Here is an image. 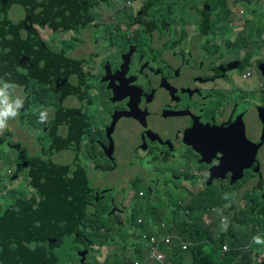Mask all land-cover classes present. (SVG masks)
<instances>
[{
    "label": "flooded vegetation",
    "instance_id": "1",
    "mask_svg": "<svg viewBox=\"0 0 264 264\" xmlns=\"http://www.w3.org/2000/svg\"><path fill=\"white\" fill-rule=\"evenodd\" d=\"M114 1L100 0V5L105 6L107 8L106 10L109 11V23L106 25L112 27L120 26L121 30L126 33L129 41L117 45L121 40L119 33H117L115 38H112L113 33H108L109 35L104 37L108 38L107 40L111 45L100 49L101 52L104 51V58L97 57L99 59L98 61L88 58V62L85 58L80 59L81 62H72L66 59L62 53L59 54L55 50L57 45L63 42L65 43L67 40H71V38L75 41L76 38L80 37V33L86 31L87 26L85 28L79 27L82 21L75 24L72 28L66 29L67 25H70L74 19H72L73 16L67 18L64 14L63 7L58 3L60 10L55 14L56 20L45 24L40 23L50 32L41 31L40 33V30L34 28V26L42 17L46 16L44 14L46 12L40 9L44 2L36 5L29 4L24 9L26 10L24 14H26L25 17L29 24V29L37 35V37H28L26 40V45L29 48L34 47L35 43L38 44V51H32L30 56L36 54L43 56L42 51H44L47 54V59L43 61L42 66L38 69L30 68L26 61L24 62L22 55V53L25 55V48L27 46L22 51L21 46L17 47L15 41L9 36L5 50L0 43V59L5 60L6 70L8 69L7 71H1L5 72L3 75L4 79L15 89L21 88L27 93V100L19 108L20 119L26 122L32 130L38 132L42 130L49 133L50 137L44 143L60 141L73 145L71 150L64 151L65 153L62 154V157H65L69 152H79L80 148L81 152H91L89 151V145L94 140L101 148V152H103V160L105 158L109 159L105 152H107L110 145L115 153L124 152L138 146L127 157L124 156L114 160L109 159L112 163L118 165L119 161L135 157L139 152H147L154 147L159 149L160 152H156L149 159V165L160 161L165 167L166 164H169L166 158L170 154L177 155L178 153L183 157L188 169L195 167L198 173H202L201 179L205 188H202L201 184L198 185L195 182H184L181 185L182 189H199L204 196L210 194L220 203L223 200L225 203H231L232 199L237 200L242 205L239 207V210H237L238 206H231L229 204L228 206H231L238 214H241L244 210H249L247 207L248 204L258 202L264 205V193L260 191L264 187V69L262 68L264 66V20H258L261 14H257L256 21L250 24H244L239 23L226 14L228 16L227 20L218 21L216 20V15L219 12L215 11L216 13L213 12L215 13L214 24L208 25L204 16L205 14L210 15L212 13H209V10H205L201 19L195 18L193 21H184V27L190 30L189 34L185 37L186 43L191 41L194 37V31H197L199 26H212L217 36L214 51H208L205 46L203 47L204 59L196 62L199 69H196L198 75L195 74L196 77L193 81H182V84L189 87V92L183 95L185 96L184 98L180 97L174 103L172 101L174 98L171 95L158 93V88L168 82V76L170 75L166 63L155 59L151 51L144 52L136 38L137 32L141 35H162V30L166 29L164 26L165 19L161 22L156 16V11L162 7V0H127L125 5L112 4ZM122 6L124 8L127 7L129 12L123 13L122 22H114V13L112 10L119 9ZM174 6L178 12L181 11L180 5L174 4ZM133 7L134 9L131 11ZM189 10L191 9L188 5L187 11ZM39 11L44 13H40ZM248 13L250 14L251 12L249 11ZM38 14L40 16H37ZM34 18H36V21H34ZM229 20H233L237 24L236 30H231L230 24L228 23ZM0 21L4 23L3 7H0ZM182 22L173 21L178 28ZM222 23H226L234 39L240 38L243 42L249 41L250 44L254 45L253 52L247 53L248 55L244 58L243 62H240L239 58L226 60L222 55L219 56L217 43L220 40H225V37H222ZM116 30L119 32V28ZM241 30L244 32V36H240ZM70 31H76V36L67 39H63L62 37L60 42H56L53 36L54 33L60 34ZM249 32L252 35H249ZM50 33H52V36L48 38ZM175 41H182V36L176 34ZM208 44L211 46V43ZM198 50L199 52L202 51L201 45H198ZM129 53L130 62L127 76H135L136 81L134 84L142 89L139 107L136 108L137 112L131 108L128 99L122 104L112 103L110 101L112 94L109 90V81L102 80L105 76L104 65L106 61L114 68V74H116L123 67V56ZM175 54L182 55L186 61L190 60L191 57L180 48L175 50ZM205 63L211 64L208 69L211 75L209 78H206L202 74ZM80 65L87 67L84 69ZM173 66L174 71L179 77L181 67H176L174 61ZM150 69L154 70L150 72ZM222 69H224L222 71V79L228 72L236 71V73L233 72L231 74L230 83L225 88L222 85L223 80L219 85H216L215 80ZM72 78H76L79 85L82 84V81L88 79L90 86L89 94L90 92L95 94L90 98L85 97L77 107V112L73 110L74 106L67 105L65 102L68 92L64 88ZM257 79H260V82H257ZM17 80L21 81V83ZM39 80L43 84L38 83ZM203 83L208 84L205 91L201 86ZM212 84H215V86H211ZM46 85L54 89L52 95L47 93L45 88H39V86ZM218 91L222 92L221 95H217ZM97 96L99 97L97 98ZM135 97L139 99L138 93H135ZM150 98H153V100ZM171 102H173V106L177 107L178 110L161 111L162 107L167 108ZM96 104L99 105L100 110L104 114L101 120L99 117L96 118L91 114V110L96 108ZM47 105H52L53 109L47 111ZM42 106H44L47 118L39 122ZM152 108L155 109L152 112V116L157 117L160 114L165 116L166 126L164 129L157 128L148 118V112ZM196 111L200 112V114H197ZM178 115L180 118H177ZM73 117L80 119V127L84 123L96 126L98 128L94 133L96 137L94 138L86 132H81L79 138L73 139V135L67 133L69 122ZM114 117L115 121L113 122ZM128 119H133L137 122L135 124L137 131L134 138H138L141 134H143L144 138L135 140L123 148H118L117 133L123 123ZM65 122L67 124H64ZM207 125L208 128H206ZM212 128H221V140L224 141V145L227 147L226 150L219 146L204 144L208 138L211 140L210 137L217 140V132L215 134L209 133L212 131ZM85 134L91 139L85 137ZM110 135L115 136L114 144H112ZM261 135L263 145L260 148V143L255 138H259ZM7 136L10 135L7 134ZM96 143L92 144L91 150ZM21 153H23L21 156V158L24 157L23 159H34V165L42 163L52 156V154L45 153L32 155L25 151ZM160 155L165 158L159 160ZM12 156L13 154L10 155L13 161ZM229 156H231V160H228ZM131 160L135 163L133 159ZM224 161L227 162L226 168L223 167ZM19 164L10 169V171L8 170L7 174L5 173L2 178V187L5 191L8 189L12 191L17 190V187H14L13 183L18 181L24 182L28 176H32L31 172L34 165L28 166L23 163L21 167L17 168ZM214 166L223 167V169H214L211 171V168ZM103 171V169L100 170V172ZM233 171L237 173L241 171L242 178L232 182ZM208 173L210 174L208 175ZM195 176L196 174L188 175L191 181ZM243 181L248 182L244 184ZM249 183H257L258 187L252 191H248L245 185ZM185 196H189V194L185 193ZM7 201V197L6 199L3 197V200H0L2 204H7ZM96 202H99V199ZM92 206H94V203ZM9 208L15 209V206L11 204ZM227 210L228 208L223 210V212ZM133 217L134 214L131 215L130 226L134 228L132 225ZM114 223L119 227L127 226V217L125 223L120 222L118 218H114ZM34 241L37 248L50 251L54 257L56 251L61 252V248L56 244L53 245L50 241H48V244L39 239H34ZM56 246L58 247L55 250ZM56 256L58 255L56 254ZM252 261L258 262L257 260Z\"/></svg>",
    "mask_w": 264,
    "mask_h": 264
},
{
    "label": "rangeland",
    "instance_id": "2",
    "mask_svg": "<svg viewBox=\"0 0 264 264\" xmlns=\"http://www.w3.org/2000/svg\"><path fill=\"white\" fill-rule=\"evenodd\" d=\"M125 3L126 2L123 0H115L112 4ZM42 4L43 5L42 7H40V9L45 11L46 14H49L50 12H55L56 14L60 10V6L56 0H46ZM174 4L180 5V12L177 11ZM96 5H99L102 12H104V9L101 7L103 5H100V0H97ZM188 5L191 9L189 11H187ZM161 6V9L156 11V16L160 19L161 22L163 21V19H165L164 26L166 27V29L162 30V35H141L139 32H137L136 38L138 40L139 46L143 49L144 52L151 51L155 59L162 63H166V66L170 71V75L168 76V82L158 88V93L171 95L174 98V100L172 101L175 103V101H178L180 97L184 98L185 96L183 95H186L189 92V87L182 84V81H193V79L196 77L195 74L198 75L196 73V69H198L196 62L198 60L204 59L203 47L205 46L208 51H214L215 40L217 36L212 26H199L198 30L194 31V37L191 39V41L186 43L185 37L187 34H189L190 30L184 27V21H193L195 20V18L201 19L202 14L205 10H209V13L218 11L219 13L216 15V20L218 21L227 20L228 16L225 15L226 13L232 18L234 17L230 8L235 6L237 12L247 13L250 9L254 8V6H251L248 0H162ZM23 7L27 8L28 5L26 3H23L22 5L13 7V11L17 16H20ZM260 7L264 8V0H262V4ZM245 16H243L242 19H244ZM173 21L183 22L178 28L173 23ZM3 24L4 23L0 21V28L3 26ZM92 24L95 25V27L87 26L86 31L80 33L79 37H87L88 39V42L82 45L79 48V51H89V59L91 58L92 60H95L97 57H102V52L100 49L111 45V43L108 42L107 37L101 38L102 41L100 44L95 43L93 37V35L95 34V28L97 30H100L101 28L106 26L105 31H107L108 33H113L112 38H115L117 36V33H119V37L121 40L117 45H119L120 43H127L129 41L126 33L121 30L120 26L112 27L106 25L104 22H97L96 24L93 22ZM43 26L44 25H41L38 22L37 24H35L34 28L39 29L40 33L41 31L50 32ZM118 28L119 32L116 30ZM222 29V37H225V40H220L217 43L219 56L222 55L226 60L239 58L240 62H243L244 58L249 54V52H253L254 45L250 44L249 41L243 42L242 40H240V38L234 39V36L227 28L226 23H222ZM76 34V31H70L60 34L54 33L53 36L58 43L60 42L62 37L63 39H67L76 36ZM176 34H180L182 36V41H175ZM248 34L252 35V33L250 32ZM51 36L52 33H50L48 38ZM102 36L103 35L100 32L96 34V37ZM79 43L80 42L76 43L72 41H66L65 43L63 42L62 44L57 45L55 47V50L57 53H62L63 55L65 54V50H67L68 52L66 53V58H69V55L71 54L70 50L72 48H77L79 46ZM208 43H211V46H209ZM198 45H201L202 47V51L200 52L198 50ZM165 46L167 47L166 49ZM86 48H88V50H86ZM178 48L182 49L185 53H188V55L191 56L190 60L186 61L185 59H183L182 55L175 54V50ZM32 51H38L37 43H35V46L32 48H29L28 46L25 48L24 62L26 61L30 68L38 69L42 66L43 61L47 59V54L42 51L43 56H40V54L30 56V54H32ZM252 56H254V54H252ZM173 61L176 67H181L179 77L174 71ZM106 63L104 65V68L106 67ZM210 66L211 64H204L202 74L205 75L206 78H209L211 76L208 72ZM153 70L154 69H150L149 71L152 72ZM223 70L224 69L219 72L218 77H216L215 80L216 85L221 84L223 80L222 85L225 88L230 83L231 74L233 72L236 73V71L233 70L228 72L222 79L221 76H223ZM257 82H260V79H257ZM38 83L43 84L41 80H39ZM173 86H175L174 90L177 92V96L176 92L173 90ZM201 86L205 91V88L206 86H208V84L203 83V85ZM211 86H215V84H212ZM39 88H45L46 92L50 95H52L54 92V89L51 86H39ZM0 89L4 90L10 101L22 99L25 102V100H27V93L21 88L15 89L12 85L8 86L1 73ZM65 89L68 92V96L65 99L66 104L74 106L75 112H77V107L86 97L85 87L79 85L76 78H72L68 81V85L64 88V90ZM221 93V91H218L217 95H221ZM98 97L99 96H97V98ZM32 99L34 100L33 97ZM150 99L153 100V98ZM173 102L168 104L169 106L167 108L162 107L161 111H171L172 109L178 110L177 107L173 106ZM171 106H173V108H171ZM41 108V111L45 110L44 106H42ZM52 109V105H47V111ZM154 110L155 109L152 108L148 112V118L157 128L164 129L166 126L165 116L163 114H160L157 117L152 116V112ZM17 111L19 113V109ZM196 113L200 114V112L197 111ZM91 114L96 118L99 117L100 120L104 115L100 110L99 105L97 104L96 108L91 110ZM177 118H180V116L178 115ZM64 124H67V122H65ZM135 124H137V122L133 119H128L123 123L121 129H119L117 133L118 148H123L131 144L135 140L144 138L143 134H141L138 138H134V135L137 131ZM97 129L98 128L96 126H91L88 123H84L83 126L79 128L77 137L79 138V134H81V132H86L88 135L95 138L96 136L94 135V133ZM7 134H9L10 136H7ZM87 134H85V137L91 139L87 136ZM49 137V133H46L42 130L38 132L29 128L28 124L22 121L19 115L17 117L7 118L5 121V127L3 129H0V200H3V197H5L6 195L8 200L7 204H2L0 202V209L3 206L7 207L8 211L12 214L13 224L16 219H20L25 215V206H27L28 204H30V202H32V200H34V197L32 195L36 193L35 187H39L36 195L41 200L42 196L44 198L47 195L49 189L50 192L55 191V189L53 188L56 187V184L50 173H46V170L44 169L41 180L35 175L42 167V163L34 165V159H23L21 158L20 154V152L23 151L28 152L32 155H36L38 153L52 154L49 159L44 161L46 165L51 163H66L67 159H65V157H62V153L64 151L71 150L73 145L66 144L60 141H51L49 143H44V141ZM255 140L260 143L261 148V146L263 145L262 135L259 138H255ZM93 143H96V141L94 140L89 145V151L91 152H81V148L79 149V152L84 157V166L88 169L93 185L105 189L101 195H98L97 190L95 189L94 203L96 204L93 206L95 210L90 211V213L94 214L96 212V200L99 199V202L101 203L105 211L104 215L106 217H109L104 227L99 230L101 235L109 236V241L104 247H102V253H104L105 257L101 255L100 251L95 250H89L86 257H82L81 252L85 250V248H78L73 246V244H68L67 242V245L62 246L63 250L71 255V258L67 259V262H73L74 264H123V261L126 258L139 261V259H135L134 254L131 250L137 246H139L141 249L147 248V243L140 241V237L143 233V228H133L130 226V224L124 227H119L114 223V218H118L120 222L125 223L127 213H130V215L134 214V199L137 197L138 201H140L139 195L135 193L137 187L144 188V190L142 189V191H144V195L141 196L142 200H144L147 196H151V205L154 206L153 211L159 213L165 218H170L171 221L175 223L177 229H179L180 231H184L188 236L191 237H199L204 235L203 232L198 228H195L192 231L188 230V227L184 224L186 220L189 221V203L195 198L204 199V195L199 189L184 190L181 188V185L184 182H195L198 185L201 184L202 188H205V186L201 179L202 173H198L195 167L192 169H188L183 157L180 154H170L166 158L169 164H166L165 167L160 161L149 165V159H151L156 152H160L159 149L153 147L147 152H139L135 157H130L125 160L119 161L117 165L116 163H112L110 161V158V160L107 158L103 160V152H101V148L97 143L91 150ZM4 150L5 152H3ZM11 154H13V161L10 157ZM164 158L165 157L162 155L159 156V160H163ZM131 159H133L135 163ZM18 163L20 164L17 166V168L21 167V164L23 163L28 166L34 165L31 172L32 176H28L26 181L24 182L18 181L13 183L14 187H17V190L15 189L14 191H12L11 189H8L5 191L2 187V178L4 177L5 173L7 174L8 170L10 171V169L14 168ZM101 169H103L104 171L100 172ZM190 174H196L192 181L188 177V175ZM209 174L210 173H208V175ZM247 182L248 181H243L244 184ZM151 186L153 187V190H151ZM257 187V183H249L245 185V188L248 191H252ZM107 188H110V190H106ZM260 191L264 193V187ZM185 193L189 194L187 201H183ZM41 202L44 205L43 200ZM11 204H13L14 206L16 205L17 208H9ZM228 204L231 206H238L237 210H239V207L242 206L239 201L232 199L231 203H225V201L223 200L221 202V206L216 211H214L213 209H207L208 214L213 221L212 235L214 237V241L217 244H219L218 241L221 235L220 231H225V229L227 228V216L225 218H223L222 216L223 210L227 209ZM118 206H120V208H118ZM90 218L91 216L87 217V219ZM93 230H95V226ZM92 231L88 232L87 235H90ZM252 231L253 233L250 234L249 238L246 240V244L242 248L250 252V256L252 259L257 260L258 262H264V243L254 242L255 237H259L261 241H264V230L261 229L258 225L252 226L251 224L248 227H243L240 224H235L234 226V233L237 234V236L240 238L244 233ZM25 235L27 234H25L21 230L15 231V236L18 240L29 242L25 240ZM38 236L40 238H44L45 235L38 234ZM71 237L72 236H65L63 238V241L66 239H68V241H71ZM49 239H51V237H49ZM52 243L54 245L55 241H53ZM209 244L210 243L206 242L202 245H196L195 247H193V250L202 251L203 253H211L213 252V249ZM58 246H56L55 250ZM94 248H98V246L94 245ZM117 249L123 252L116 253L112 257L106 258L107 256L112 255L114 250ZM227 252L228 250L222 252L221 255L217 257L211 258L216 263L222 264L224 262L223 257ZM181 255L182 257H184L183 262H187L188 264L193 263L194 258L188 252H182ZM97 256H99V259H96ZM168 257L172 260H175V258L171 254ZM65 260V258H62V261ZM199 264H207V260L199 262Z\"/></svg>",
    "mask_w": 264,
    "mask_h": 264
},
{
    "label": "trees",
    "instance_id": "3",
    "mask_svg": "<svg viewBox=\"0 0 264 264\" xmlns=\"http://www.w3.org/2000/svg\"><path fill=\"white\" fill-rule=\"evenodd\" d=\"M46 0H0L1 7L4 10V24L0 28V37L3 41L8 39V36L15 41L17 47L21 46L23 49L27 46L26 40L28 37H37V35L29 29V24L26 20V14L23 10L20 16H17L13 11V7L17 5H22L23 3L29 4H41ZM63 7L64 14L67 18L74 20H81L80 28H85V26H92L93 21L96 20V16H91L88 10L92 6H96L97 0H56ZM40 13H44L39 11ZM216 13V12H215ZM215 13L210 15L205 14L204 18L208 25L214 24ZM48 20L55 21V12H50L49 14L44 13ZM234 15V14H232ZM37 16H40L38 14ZM244 24H249L253 20H247ZM231 30H236L237 24L233 20H229ZM105 27L97 31H105ZM106 34L105 36H107ZM240 36H244V32L240 31ZM30 43V42H29ZM23 58L25 55L22 53ZM8 70V69H7ZM4 60L0 59V71H7ZM63 152L62 154H64ZM23 153H21V156ZM24 158V157H23ZM65 159L66 163L58 164L51 163L46 165L42 162V167L38 170L36 177L40 180L43 176L44 169L46 173H50L56 184L54 192H50L42 200L35 199L25 206V215L20 219H16L13 224L12 214L8 211L7 207L3 206L0 209V264H63L67 262V259L71 258V255L63 250V245L73 244V246L81 248L84 247L88 250L100 251L102 247L106 245L109 241L108 235H101L100 230L104 227L107 219L104 215V209L100 202H97L96 212L91 214L90 211H94V191L97 190V194L101 195L104 192V188L96 187L93 185L88 169L84 166V157L80 152H69ZM39 187H35L36 191ZM144 190L142 187H137L136 190ZM106 190H110L107 188ZM151 190L153 187L151 186ZM146 192V190H145ZM7 196L4 198L6 199ZM138 201L137 197L134 199L133 213L134 217L132 220V225L134 228L142 227L144 231L149 233H154L160 237L166 236L168 234L180 235L183 240L190 239L193 241L192 247L196 245H202L203 243H210V247L213 252L203 253L202 251H195L192 249V257L194 258L193 264H199L207 260V264H218L212 260L211 257H217L221 255V247L217 248L216 242L212 235V230L208 226L204 218H206L207 205L204 202L206 198L200 199L195 198L189 203L188 212L189 221H185V226L188 230H193L198 228L203 232V236L191 237L188 236L184 231H180L176 228L174 222L170 218H165L159 213L154 212V206L151 205V196H147L144 200L140 197ZM39 200V201H38ZM185 198L183 197V201ZM96 203H94L95 205ZM249 210L242 211L238 214L231 206L223 214H228L229 231L224 233L220 231V239L218 243L223 246L225 243L229 245L230 250L223 257L224 262L222 264H232L236 261V264H247V262L242 263L241 260L250 259L249 252L242 248L246 244V240L249 238L252 232L244 233L241 238L234 233L235 224H240L243 227H248L250 224L252 226L258 225L264 230V205L256 202L254 204L247 205ZM17 206L15 205V209ZM50 208V209H49ZM91 216L90 219L87 217ZM127 223H131V215L127 214ZM143 217L146 220L145 224H139L138 218ZM150 220H153V224H150ZM165 223L166 226L163 228L161 224ZM175 225V227L173 226ZM95 226V230H93ZM155 226H158L156 228ZM21 230L25 234V241L18 240L15 236V231ZM93 230V231H92ZM90 235H87L88 232ZM38 234H44V238H40ZM38 236L40 241L48 243L49 237L57 238L59 241L54 244L59 245L60 251L55 252V257L48 250L39 249L35 246L34 239ZM65 236H72L71 241L68 239L63 241ZM209 239V240H208ZM212 240V241H211ZM188 241V240H187ZM195 243V244H194ZM97 245L98 248H94ZM170 247V253L175 260H172L175 264H181L184 257H182V252H188L190 254L189 248L183 250L181 247L173 246ZM242 248V249H240ZM138 246L133 248L131 251L134 254L135 259L138 257ZM123 252L121 250H114L112 255L107 256L112 257L116 253ZM56 254L58 256H56ZM241 255V258H237ZM65 258V261H62ZM96 259H99L97 256ZM95 259V260H96ZM123 264H134V260L126 258ZM264 264V263H258Z\"/></svg>",
    "mask_w": 264,
    "mask_h": 264
},
{
    "label": "water",
    "instance_id": "4",
    "mask_svg": "<svg viewBox=\"0 0 264 264\" xmlns=\"http://www.w3.org/2000/svg\"><path fill=\"white\" fill-rule=\"evenodd\" d=\"M38 20V19H37ZM34 21H36V18H34ZM52 20H48L45 17H42L39 20V23L41 24H45L48 23ZM81 20H72L70 25H67V28H72L75 24L79 23ZM124 59V63H123V67L121 68L120 72H116V74H114V68L110 65V63L106 64L105 67V76L102 78V80H106L109 81V90L112 94V98L110 99V101L112 103H117V104H122L124 102H126V100L128 99V101L130 102V106L133 110H136V108L139 107V101L141 100V93H142V89L137 87L134 83L136 81V77L135 76H127L128 71H129V62H130V53L128 55H124L123 56ZM262 68L264 69V66H262ZM18 82L21 83V81L17 80ZM135 93H138L139 99H137L135 97ZM115 121V117L113 122ZM206 128H208V125L206 126ZM221 128H212V131L209 133H216L217 132V140H215L213 137H210L211 140L208 138V140H206L204 142V144H208L210 146H219L222 149L226 150L227 147L226 145H224V141L221 140ZM218 135H220V137H218ZM112 140V144H114L115 142V136L110 135L109 136ZM138 146H135L132 149H129L127 151L124 152H120V153H115V151L111 148V145L109 146V149L107 150V152H105L106 156L111 158L112 160L116 159V158H120V157H127L128 155H130L133 151V149L137 148ZM114 152V153H113ZM224 160V159H223ZM228 160H231V156L228 157ZM224 168L227 167V162L224 161ZM223 167H217L214 166L211 168V171L214 169H220L222 170ZM242 172L240 171L239 173L233 171L232 174V182H235L237 179H241L242 178ZM212 177V176H211ZM211 180V178H210ZM35 236V235H33ZM37 237V238H36ZM36 239H38V236H35ZM48 241H50V243H52L53 241L58 242L57 238H52L49 239ZM57 245V244H56ZM88 249H85L81 252V256L82 257H86L87 253H88ZM101 255L105 256L104 253H102V249H101Z\"/></svg>",
    "mask_w": 264,
    "mask_h": 264
},
{
    "label": "clouds",
    "instance_id": "5",
    "mask_svg": "<svg viewBox=\"0 0 264 264\" xmlns=\"http://www.w3.org/2000/svg\"><path fill=\"white\" fill-rule=\"evenodd\" d=\"M248 2H249V4L251 6H254V8L249 10L251 13L249 14L248 12L247 13H245V12H237L236 8L234 6V7L230 8L232 10V14H234L233 18L235 20H237L239 23L248 22L247 20H253L252 22H254L257 19V17H256V16H258L257 14L260 13L261 15L258 17V20H264V8L260 7L261 4H262V0H248ZM226 15H227V13H226ZM243 16H245L244 19H242ZM252 22H249V24L252 23ZM0 73L2 74V76L5 74V72H1V71H0ZM23 103H24V101L22 99H16L15 101H10L8 99L7 95L5 94L4 90L0 89V129H3L5 127V121H6L7 118H9V117H17L19 115L17 110L20 107L23 106ZM46 118H47L46 112L45 111H41L40 115H39V122L44 121ZM140 191H142V190H140ZM140 191L135 190V193H137L141 197ZM143 195H144V191H143ZM188 197L189 196H185L184 195V198H185L184 201H187ZM204 197L206 198V200L204 202L206 203L208 210H212L213 209L214 211H216L221 206V203L218 202L210 194H207ZM210 202H212V203H210ZM227 208L229 209V206ZM225 212H227V211H225ZM205 215H206V218H204V219L208 223L207 225L210 226V228L212 230L213 221H212V219H211V217L209 216L208 213H206ZM226 216H227V228L225 229V231L221 230L224 233H227L229 231L228 214H223L222 217L225 218ZM163 224H165V223H163ZM165 226H166V224H165ZM178 236L183 239L182 236H180V235H178ZM254 242L255 243H264V241H261L259 239V237H255L254 238ZM216 245H217V248L221 247V253L224 252V251H227V250L229 251L230 250L229 245L226 244V243L224 245L228 246L227 250L223 249L224 245L221 246V245H219L217 243H216ZM173 246H175V245H173ZM167 249L170 250V247H167ZM240 249H242V248H240ZM169 255H170V253H169ZM190 255L192 256V254H190ZM249 255H250V252H249ZM240 258H241V255L237 258V260H239ZM241 262L242 263L247 262V264L264 263V262H256V261L253 262L250 259L245 260L244 258H242ZM173 264H175V263H173ZM232 264H236V261L232 262Z\"/></svg>",
    "mask_w": 264,
    "mask_h": 264
},
{
    "label": "crops",
    "instance_id": "6",
    "mask_svg": "<svg viewBox=\"0 0 264 264\" xmlns=\"http://www.w3.org/2000/svg\"><path fill=\"white\" fill-rule=\"evenodd\" d=\"M125 2L127 1V0H124ZM125 5V4H124ZM103 9H104V12H102V10L100 9V7L99 6H93V7H90L89 8V10H88V13L91 15V16H96V20H94L93 22L96 24L97 22H104L105 24H107V23H109V19H108V12L109 11H107L106 9V7L105 6H101ZM133 9H134V7L131 9V11H133ZM113 11V17H114V22H117V21H121L122 22V20H123V13H125V12H129V9L126 7V8H124V6H122L121 8H119V9H113L112 10ZM98 32H100L103 36L102 37H96V34L98 33ZM106 34H108V32L107 31H97L96 29H95V34L93 35V37H94V41H95V43H98V44H100L101 43V38H103ZM67 41H72V42H80L79 43V46L77 47V48H72L70 51H71V56H69V58H66V59H68V60H72V61H78V62H81L80 61V59H83V58H85L86 60H87V62H88V58H89V51L87 52H85V51H79V48L82 46V45H84L85 43H87L88 42V39H87V37H83V38H79V39H76L75 41H73V40H67ZM0 43H1V45H2V47H3V49L5 50L6 48H7V40H5V41H3L2 39H1V37H0ZM200 49V48H199ZM86 50H88V48H86ZM68 51L66 50L65 51V54H64V57H66V53H67ZM102 58H104V56H105V54H104V51H102ZM99 59L98 58H96L94 61H98ZM4 62H5V60H4ZM5 65H6V62H5ZM80 66H82V65H80ZM84 69H86V67L85 66H82ZM5 80V79H4ZM6 81V80H5ZM6 83H7V85L9 86L10 84H9V82H7L6 81ZM81 86H84L85 87V94H86V97L87 98H90L91 96H94L95 94L94 93H92V92H90V94H89V90H90V86H89V81H88V79H86V80H84V81H82V84H81ZM73 110H75L74 108H73ZM79 128H80V119L78 118V117H73L72 118V120L69 122V125H68V130H67V133H69V134H72L73 136V139H77L78 137H77V134H78V131H79ZM64 133H66V132H64ZM80 135V134H79ZM37 191H36V193L34 194V195H32L35 199H40V198H38L37 197ZM174 227H175V225H173ZM177 233H175V234H168V235H170V236H174V235H176ZM58 240V239H57ZM181 240L183 241V239L181 238L180 240H177L176 241V239L174 240V242L172 243V245H175V246H177V247H181ZM188 240V242H189V251L190 252H193L192 251V249H193V247H192V245H193V241H191L190 239H187ZM186 240V241H187ZM103 257H105V256H103ZM251 257V256H250ZM250 260H254V259H252V258H250ZM254 262V261H253ZM63 264H74L73 262H64ZM183 264H188L187 262H183Z\"/></svg>",
    "mask_w": 264,
    "mask_h": 264
},
{
    "label": "built area",
    "instance_id": "7",
    "mask_svg": "<svg viewBox=\"0 0 264 264\" xmlns=\"http://www.w3.org/2000/svg\"><path fill=\"white\" fill-rule=\"evenodd\" d=\"M140 195H143V191H140ZM149 222L150 224L154 223L153 220H150ZM138 223L145 224L146 220L143 217H140L138 219ZM164 226L165 224L162 223L161 227L164 228ZM155 227L158 228V226ZM142 232L143 233L140 237V241L146 242L147 248L141 249L140 247H138V257L136 259H139V261L134 260V264H173L174 262L170 260L168 255L172 252L174 248L172 245L174 240L176 239L177 241L181 238L177 235H166L160 237L157 234L149 233L144 230ZM167 247H172L171 252L169 251V249H167ZM181 248L183 250H187L189 248V242L186 240H181ZM223 249L227 250L228 246L224 245ZM181 264H183V262H181Z\"/></svg>",
    "mask_w": 264,
    "mask_h": 264
}]
</instances>
